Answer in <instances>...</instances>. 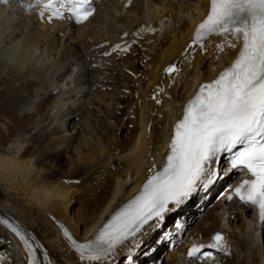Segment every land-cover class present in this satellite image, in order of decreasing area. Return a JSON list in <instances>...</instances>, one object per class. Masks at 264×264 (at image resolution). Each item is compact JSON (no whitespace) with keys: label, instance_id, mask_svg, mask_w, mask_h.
<instances>
[{"label":"bare ground","instance_id":"6f19581e","mask_svg":"<svg viewBox=\"0 0 264 264\" xmlns=\"http://www.w3.org/2000/svg\"><path fill=\"white\" fill-rule=\"evenodd\" d=\"M35 1L3 0L0 6V112L13 117L5 127L9 131L0 137L2 264H7V258L9 264H19L21 257L24 264L32 260L2 220L24 231L36 249L37 264H125L130 258L151 263L160 261L171 246L166 256L169 264L180 251H189L181 246L173 224L191 217L188 236L205 238L223 231L232 248L244 242L242 237L251 230L253 238L258 233L264 240V221L256 219L250 208L234 206L230 216L235 218L227 219L232 223L227 230L217 217L221 207L194 222L205 198L222 180L229 181L227 163L221 158L214 163L218 176L209 191L201 190L179 210L165 213L157 225L149 221V231L148 224L144 225L106 261L80 259L64 231L77 243L95 241L112 217L140 195L154 175L163 172L174 127L194 92L230 68L241 48L231 37L225 41L212 36L202 44L195 41L211 0H109L98 4V13L84 24L53 26L40 24L32 9ZM25 4L31 6L29 11ZM168 22L169 30L164 29ZM159 26L165 32L163 38L157 33ZM126 31L137 40V57L124 61L111 84H102L97 77L101 70L93 67L96 53L120 44ZM139 57L145 60L143 66L137 62ZM173 66L176 71L169 73ZM127 69L139 75L128 94L121 92L123 82L129 83L126 72L131 71ZM119 76L124 77L122 82ZM120 128H131L133 136L122 139ZM11 129L21 134L10 139ZM163 233L168 234L157 240ZM155 244L157 252L146 261ZM240 246L243 253L244 246ZM254 254L253 264H260L264 250L257 248ZM239 261V256L230 257L227 264Z\"/></svg>","mask_w":264,"mask_h":264},{"label":"snow or ice","instance_id":"6c2138e0","mask_svg":"<svg viewBox=\"0 0 264 264\" xmlns=\"http://www.w3.org/2000/svg\"><path fill=\"white\" fill-rule=\"evenodd\" d=\"M73 2L78 5L73 9L77 22L94 14V9L85 7L87 0ZM55 15L60 16V11ZM212 35L242 41L237 59L216 80L203 84L188 102L183 118L174 127L163 172L154 175L142 193L112 217L95 241L77 243L64 231L81 260L106 261L117 246L134 238L149 221L159 223L165 213L179 210L215 182L218 173L214 163L224 154L231 169L253 177L244 180L235 194L243 203L257 207L264 221V0H211L210 12L198 26L195 41L202 44ZM167 71L172 73L176 68ZM8 227L32 257L31 264H37L36 249L24 231L19 225ZM213 239L215 243L209 245H194L188 255L212 257V252L202 249L224 246L221 234Z\"/></svg>","mask_w":264,"mask_h":264},{"label":"rangeland","instance_id":"374dc122","mask_svg":"<svg viewBox=\"0 0 264 264\" xmlns=\"http://www.w3.org/2000/svg\"><path fill=\"white\" fill-rule=\"evenodd\" d=\"M170 26H171V24H170V22H168L167 24H166V28L169 30L170 29ZM122 46H124L123 47V50H125V44L124 45H121L119 48H118V50L120 49V48H122ZM123 50H119V51H117L116 53H117V57L118 58H120L121 57V54L122 53H125V51L123 52ZM126 50H128V49H126ZM135 51V50H134ZM133 51V52H134ZM121 53V54H120ZM119 55V56H118ZM137 56H135V55H129L128 57H126V59H135ZM142 57H139V58H137V62H140V64L141 63H144V61L145 60H143V58L141 59ZM111 59H113V58H111ZM126 59H124V60H117V61H119V62H113V65L111 66V68L112 69H114L115 68V70H114V73L112 74V75H109L108 76V79H111V80H114L115 78H118V76H117V74L120 72L119 70H120V68H122V64L124 63V61L126 60ZM100 64H103L104 63V61H102V62H99ZM118 63V64H117ZM117 64V65H116ZM144 65V64H143ZM142 64H141V66H143ZM121 66V67H120ZM142 68V67H141ZM140 68V69H141ZM1 70H3V69H1ZM125 72V71H124ZM126 75L128 76V82L131 84V83H134V84H136V81L135 80H137L135 77H133L132 75H130L128 72H126ZM134 75V74H133ZM103 76H105V75H103ZM117 76V77H116ZM120 78H121V82L123 81V79H124V77H121V76H119ZM135 79V80H134ZM116 81H117V79H116ZM124 83V85H125V87L121 90V92H123V93H127V88H128V83L127 82H123ZM12 84H9V86H11ZM5 86H8L7 84H4V87ZM116 89H118V88H116ZM127 90V91H126ZM25 91H27V90H25ZM108 91H110V90H108ZM112 92V91H111ZM53 101V98L51 99V102ZM50 102V103H51ZM19 107V104L18 105H16V108H18ZM11 119H13V117L12 116H8V115H5V114H3L2 112H0V137H2V136H4V132H5V130L7 131L8 129H5V127H6V125H10V122H11ZM75 120H76V118H75ZM77 122H80L81 121V119L79 118V119H77L76 120ZM13 124H14V122H13ZM5 125V126H4ZM12 130V129H11ZM30 130H33V129H30ZM38 130V129H37ZM33 130V133L35 134V133H38V132H40V130ZM9 131V130H8ZM21 133H19L18 132V130H12L11 131V134L8 136V138H10V139H14V137L16 136V135H20ZM119 134H120V137L122 138V139H125L126 140V138H129V137H131V136H133V134H132V131H131V128H128L127 130H124V131H122V128H120V131H119ZM69 135V134H68ZM67 158L65 157L64 158V161H63V163H66L67 162V160H66ZM80 205L81 206H84V201H81L80 202ZM170 214V213H169ZM224 222V223H223ZM151 225L152 224H156V221L155 222H152V223H150ZM150 224H148L147 226H146V228L148 229V231L150 230V228H151V225ZM157 225V224H156ZM222 225H224V227L226 228V230L227 229H229L230 227H231V225H232V223H231V221L229 220H227V221H222ZM149 227V228H148ZM145 228V229H146ZM144 229V230H145ZM152 230V229H151ZM149 233V232H148ZM147 233V234H148ZM251 234H253V232H252V230L251 231H249V232H247V234H245V236L244 237H242L243 238V240H244V242H241V244L244 246L243 247V253H242V249H241V244L240 245H236L234 248H233V253L230 255V257L231 258H235V257H237V256H239L240 257V263L239 264H253V260L254 261H256V257H255V254H254V252H256V250H257V248L259 249V248H261L262 250H264V240L262 239V236H261V238H258L259 237V234L257 233L255 236H254V238L251 236ZM256 239V240H255ZM258 239V240H257ZM254 242V243H253ZM257 243V244H256ZM243 254L245 255V258H243L244 256H243ZM251 258V259H250ZM263 257L261 256V262H260V264H264V259H262ZM230 259V258H229ZM243 259V260H242ZM6 262L8 263V261L6 260Z\"/></svg>","mask_w":264,"mask_h":264}]
</instances>
